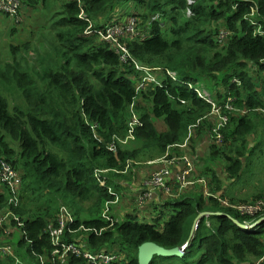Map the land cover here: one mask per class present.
I'll use <instances>...</instances> for the list:
<instances>
[{"label": "trees", "instance_id": "obj_1", "mask_svg": "<svg viewBox=\"0 0 264 264\" xmlns=\"http://www.w3.org/2000/svg\"><path fill=\"white\" fill-rule=\"evenodd\" d=\"M127 1H131L128 9L114 17H137L140 27L149 32L142 40L125 39L131 57L162 73L159 84L148 83L139 92L141 72L133 63H123L97 33L85 34L88 22L78 17L82 9L92 28L101 30L112 11ZM38 5L47 10L51 23L49 49L34 50L38 68L30 67L23 54L15 57V46L13 59L0 65V160L9 162L21 177L17 205L8 202L4 185L0 194V212L11 210L18 217L5 225L8 234L0 229V244L13 247V256L0 254V264H15V258L39 264L41 256L45 264H52L53 246L46 228L56 222L62 206L74 219L63 234L64 242L85 244L93 253L128 254L126 262L123 258L112 264H139L137 249L145 242L181 248L203 212L207 215L196 223L182 256L154 255L149 264H264V220L222 205L218 198L227 199L223 192L218 198L188 192L167 200L151 222L132 216L118 222L114 215L110 220L102 216L106 203L116 200L114 189L120 186L116 180L125 177L142 152L152 149L163 155L182 144L193 128L197 140L212 129V104L196 89L224 86L223 97L219 91L212 96L206 93L218 106L230 97L240 113L227 114L228 123L220 130L222 144L208 147L206 163L223 158L231 181L245 166L259 161L264 138L249 147L248 137L257 133L264 115V84L257 91L253 80L264 73V0H81V6L73 0H22L21 7L35 10L38 16ZM223 31L228 34L220 39ZM219 74L221 80L216 79ZM131 104L141 123L132 133L134 147L119 141L129 135ZM153 120H161L164 129L157 130ZM201 171L214 185L213 193L223 190L225 181L213 167L204 165ZM227 200L231 206L246 201ZM234 220L256 225L245 228ZM65 264L86 263L68 255Z\"/></svg>", "mask_w": 264, "mask_h": 264}, {"label": "rangeland", "instance_id": "obj_2", "mask_svg": "<svg viewBox=\"0 0 264 264\" xmlns=\"http://www.w3.org/2000/svg\"><path fill=\"white\" fill-rule=\"evenodd\" d=\"M130 3L131 1L126 2V4L124 5L125 9H128L127 7L130 5ZM120 7L123 6L120 5ZM25 8L26 7H21L20 9L23 18L21 22H16L9 16L0 14V65L2 66H4L8 61L13 59V54L11 52L12 46L17 47V52L14 54L15 57L18 56V54H23L24 56H26L29 66L35 68H38V61L34 50L37 48L39 51L43 52V46H46L47 49H49L50 41L46 43V39L50 37L51 31L49 30H51V23L48 22L46 18L48 16L47 10L43 11L41 9V6L38 5L36 9L38 10L39 14L37 16V14H35V10ZM190 14V10L186 9L185 15L189 17ZM112 17L113 13L110 14V18ZM153 18L155 20L156 16H153ZM161 26L163 29L168 27L167 24H161ZM158 74L159 76H161L162 73L160 71H157V73H155V75L157 76V79L155 78L156 81L160 80ZM222 75L223 74L217 75L216 79L221 80ZM263 78L264 73L263 77L261 75V77L256 76L253 79L256 80L257 91L263 90ZM206 89H204L203 87L201 90H204L205 92L208 91L211 96L215 94L216 91H219L223 97L225 87L221 86L220 84H217L215 85V87L214 85L211 86L210 90ZM222 97L219 96L217 99L220 100ZM15 99L18 103L22 102V100H20V98L18 97H16ZM213 103L218 105L217 101H213ZM9 104L10 106H12L13 102L10 101ZM257 112L263 113V111ZM233 113L240 114L238 111L235 110L230 113L229 116ZM138 114L139 113H137V115ZM210 116L214 117L215 123V121L217 120V115L211 114ZM260 118H262V120L261 124H259V129L257 133L248 137L249 147L255 146L259 139L264 138V115H260ZM153 122H155L154 125L157 130L161 131L164 129V124L161 120H153ZM214 123H210L211 128L213 127ZM119 141L122 145L128 147L136 146V141L134 138L122 139ZM214 143L218 145L222 144V142H216L214 139H212L211 129L206 130L202 139L197 140V137L194 136L193 128L188 138L182 144H177L174 147L171 146L170 148H168L169 150L163 155H159L157 151L152 149L145 150L138 156L135 161H132L130 163L129 169L125 173V177H120L118 180H116L117 184H119L118 182L122 180L121 183L124 184L125 187H122L119 184L120 186L114 189L117 192L116 200L107 205L106 210L104 211L105 215L108 217L114 215L113 219L115 221L117 220L118 222L122 221L126 216H132L137 221L147 220L151 222V218H153L157 214V209L160 204H163L167 200L178 199L181 195L186 194L188 192H197L199 194H202L206 198H209L210 196L218 198L219 195L223 192L225 198L227 199L232 197L234 199L242 201L246 200L244 203H240V205H248L252 201H258L263 199L264 154L259 155V161H257V155L259 154L257 148L254 152V155H256L254 159L257 162L253 161V163L250 164L248 168H246L245 166L243 173L238 176V178H235L230 181L226 177L224 168L225 162L223 158H220L219 161H213L209 163H206L205 161L208 155V147ZM186 160H189L191 162V173L182 178L183 168L185 167ZM242 161L245 165L246 159L242 158ZM204 165L213 167L219 174H221L222 179L225 181L223 182L222 191L213 193L214 185H210L209 177L205 176V174H201V169ZM156 166L158 167L156 168ZM162 168L168 169L169 172H166V174L164 175V178L167 177V184L164 183V185L166 186L162 188L164 190L163 194H160V188L154 186L153 183L150 182V179L156 171ZM150 170L153 171L150 175H147ZM138 171L144 172L139 174ZM111 182L112 187H114V185L116 184L115 181ZM173 185H176L177 188H174ZM157 195H163L161 197L164 198L156 202L155 200ZM257 196H260V198H257ZM227 199L223 198V200L228 201ZM83 205L87 206L86 204ZM104 212L102 213V215L104 214ZM82 216V218H85L84 214H82ZM165 217H167V215ZM14 248L17 254L25 257L21 254L23 253L22 251H19L16 247ZM127 256L128 254L126 255L124 253L125 259L123 260V262L127 261ZM25 258L31 262L28 257ZM24 264L26 263L24 262Z\"/></svg>", "mask_w": 264, "mask_h": 264}, {"label": "built area", "instance_id": "obj_3", "mask_svg": "<svg viewBox=\"0 0 264 264\" xmlns=\"http://www.w3.org/2000/svg\"><path fill=\"white\" fill-rule=\"evenodd\" d=\"M77 3L78 6H81V0H73ZM22 5V0H0V13L8 15L10 18L18 21L20 16V9ZM108 19L106 23H104L101 30H95L92 28L91 21L86 17L83 10L78 14V17L82 20H86L88 22V27L86 28L85 34L91 35L97 33L104 41H107L111 44V46L115 49V52L119 55L120 60L123 63L131 62L134 64L135 69L141 72V80L136 85V92H139L141 89L145 87L148 83H153L155 85L159 84V81H156L157 76L155 73L160 71V69L147 67L144 65L137 64L128 50L126 46L125 39H133V40H142L148 36V31L143 30V27L139 25L140 21L137 17L134 16H126L124 15L122 18L116 15L117 18L114 17ZM152 19H154L152 17ZM228 32H222L220 34V39L226 37ZM170 76L174 78V74L172 72L167 71ZM197 95L204 99L207 102L212 104L211 114L217 115V120L215 121L212 129H211V137L216 142H222L223 136L220 130L226 125L228 122V116L232 113L235 108L231 104V98L227 97L226 100L222 103L221 106L216 105L210 99L209 95L200 89H196ZM129 135L125 139L134 138L133 130L136 126H140L141 123L139 121L137 112L133 108V104L130 105V118H129ZM111 150H114V146L109 145ZM185 146V145H182ZM173 161V160H172ZM191 162L189 160L185 161V167L183 168L182 178L189 175L191 173ZM166 172H169L168 169L162 168L155 172L152 175L150 182L153 183L154 186L160 188L165 187L164 183H166V178L164 175ZM101 184L104 185V181H101ZM167 184V183H166ZM3 185L8 190V202L17 205L20 200V186H21V177L19 172L6 160H0V194L3 191ZM110 189V188H109ZM164 191V190H163ZM222 205L236 208L241 214H246L249 216H261L262 220H264V198L258 201L250 202L248 205H240L237 204L235 206H231L228 201L218 198ZM107 203L104 211L106 210ZM103 211V212H104ZM106 220H110V217L104 214L102 215ZM12 218L15 221H18V217L12 213L11 210L7 212H0V229H3L6 234L9 233V229L5 228V225L9 223V219ZM74 221L72 214L65 207H60L59 216L56 218V222L54 224L47 225V233L49 235L51 244L53 246L52 250V258L51 263L55 264L59 262L61 264L66 263V258L68 255H73L75 257H81L85 260L86 264H112L113 262H120L124 258L117 252H108L101 250L97 253H93L91 250L85 248V244H81L77 246L75 244L66 243L62 239L63 234L67 228ZM258 223V222H257ZM19 226H22V223L18 222ZM243 227L245 228H253L256 225V222H244ZM196 228V226H195ZM194 228V229H195ZM181 256L185 253L184 250H180ZM0 254L3 256L11 255L13 256V249L11 245L0 244ZM263 258H261L259 262H261ZM15 264H24L18 258H15ZM39 264H45L44 258L41 256L39 258Z\"/></svg>", "mask_w": 264, "mask_h": 264}, {"label": "water", "instance_id": "obj_4", "mask_svg": "<svg viewBox=\"0 0 264 264\" xmlns=\"http://www.w3.org/2000/svg\"><path fill=\"white\" fill-rule=\"evenodd\" d=\"M207 215V213H201L199 214L193 223V226L191 228L190 231V235L188 237V240L186 242V244L184 246H182L181 248H171V249H166L163 248L161 246H158L157 244H155L154 242H145L142 243L138 249H137V259H138V263L139 264H149L152 257L154 255H158V256H175V257H180L181 253L180 250H185L187 249V247H189L192 238H193V232H194V228L196 226V223H198V220L203 216ZM234 222L236 224H238L239 226L243 227L242 224L236 222V220H234Z\"/></svg>", "mask_w": 264, "mask_h": 264}, {"label": "crops", "instance_id": "obj_5", "mask_svg": "<svg viewBox=\"0 0 264 264\" xmlns=\"http://www.w3.org/2000/svg\"><path fill=\"white\" fill-rule=\"evenodd\" d=\"M123 7H124V6H123ZM123 7L115 8V9L112 11L113 15H114V14L121 13L122 10L125 9V7H124V9H123ZM22 8H23V7H22ZM118 9H119V10H118ZM22 19H23V18H22V14H21V12H20V16H19V19H18L17 22H21ZM108 19H110V16L107 18V20H108ZM107 20H106V21H107ZM157 167H158V166H156V168H157ZM152 171H153V170H150L149 173L147 172V173H148L147 175H150ZM143 172H144V171H138L139 174H141V173H143ZM121 182H122V181H119L120 185H121L122 187H125V185L122 184ZM173 187H174V188H177L176 185H173ZM159 192H160V194H163V190H160V189H159ZM160 194H159V195H160ZM159 195L156 196V200H155L156 202H158L159 200H161V199L164 198V197H161V196H163V195H161V196H159ZM158 208H159V207H158ZM142 218H143V216H142ZM119 254H120L121 256H124V253H122V252L119 253Z\"/></svg>", "mask_w": 264, "mask_h": 264}]
</instances>
